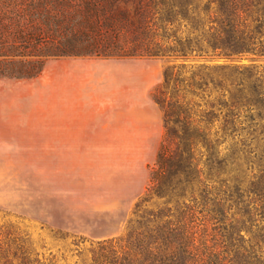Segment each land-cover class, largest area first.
<instances>
[{"label":"trees","instance_id":"1","mask_svg":"<svg viewBox=\"0 0 264 264\" xmlns=\"http://www.w3.org/2000/svg\"><path fill=\"white\" fill-rule=\"evenodd\" d=\"M85 57L170 61L150 92L163 136L128 234L79 264H264V0H0V78ZM9 238L0 264H40Z\"/></svg>","mask_w":264,"mask_h":264},{"label":"rangeland","instance_id":"2","mask_svg":"<svg viewBox=\"0 0 264 264\" xmlns=\"http://www.w3.org/2000/svg\"><path fill=\"white\" fill-rule=\"evenodd\" d=\"M109 59L49 58L41 81L33 84L0 78V230L17 240L13 247L40 264L41 259L79 264L80 250L98 241L124 239L144 194L134 197L144 185L143 167L152 163V155H49L52 145L42 142L41 155H29L32 145L24 141L31 105L41 106L42 123L56 104L97 103L96 96L78 94H103L117 86L112 80L117 76L111 75L115 69L101 62ZM142 60L160 83L170 60ZM6 144L10 155H5ZM139 223L135 229L146 219ZM74 241L83 243L76 247Z\"/></svg>","mask_w":264,"mask_h":264},{"label":"crops","instance_id":"3","mask_svg":"<svg viewBox=\"0 0 264 264\" xmlns=\"http://www.w3.org/2000/svg\"><path fill=\"white\" fill-rule=\"evenodd\" d=\"M101 62L115 69L111 75L117 76L112 79L117 86L103 94H78L88 98L96 96L97 103L56 104L49 120L45 116L42 123L41 106L31 105L28 121L23 127L24 141L32 145L28 149L29 155H41V142L52 145L49 155H152V163L142 166L146 178L140 192L134 196L136 198L146 189L149 168L163 136L162 113L150 96L153 87L159 84H156L157 75L152 76L146 70L148 61L139 58ZM21 80L33 84L41 81V74ZM6 145L5 155H10V145Z\"/></svg>","mask_w":264,"mask_h":264}]
</instances>
